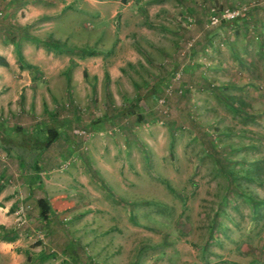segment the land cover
Returning <instances> with one entry per match:
<instances>
[{"label": "rangeland", "instance_id": "rangeland-1", "mask_svg": "<svg viewBox=\"0 0 264 264\" xmlns=\"http://www.w3.org/2000/svg\"><path fill=\"white\" fill-rule=\"evenodd\" d=\"M175 3L0 0L1 132L62 154L21 264H264V46Z\"/></svg>", "mask_w": 264, "mask_h": 264}, {"label": "crops", "instance_id": "crops-1", "mask_svg": "<svg viewBox=\"0 0 264 264\" xmlns=\"http://www.w3.org/2000/svg\"><path fill=\"white\" fill-rule=\"evenodd\" d=\"M138 1L140 4H149L159 3L164 0H149L148 2L146 0H124L125 4L123 6H127L130 11L133 10L135 12L138 9V6L134 3H138ZM173 1L176 2L175 5H180L181 9L191 13V15H187V13L184 12L186 18L197 20L202 17L204 19L211 6L217 5L219 7H224V5L229 1L231 2L236 0ZM92 15L96 21H104V16H100L99 13H92ZM113 15H116V11L113 12ZM129 16L131 18L136 17L130 14ZM111 19L112 17L110 15L108 20L111 21ZM243 19L244 18L240 19L237 24L232 26H230V24H226L219 29L229 26L226 27V29L231 33V35L234 30H231L230 28L244 31L241 34L242 38H245L248 34H250L253 36L252 39L258 43V46H264V18L261 13L257 9H254L244 20ZM131 23L137 22L134 21ZM206 39L207 41L210 40L209 36H207ZM259 52L258 56L260 54ZM6 53H8L7 50ZM0 58L3 59L2 56H0ZM0 69H2V66H0ZM254 76L260 77L257 74H254ZM67 106L68 105L66 104V107ZM26 111L30 113L31 109L27 108ZM42 112L48 116L51 115L49 112H46L45 109H43ZM13 115H19L18 109L14 110ZM48 121L42 122L44 123L43 125L48 123ZM2 124L3 123L0 120V128ZM8 131L11 135H5L0 129V264H21L24 261V257H26L25 254L21 252L18 256H16V254L11 250L15 247V245H22L24 242L29 243L28 240L23 241L22 239H19V237L21 234H29L32 224L36 225L39 221L40 223L46 225L48 222V219L45 222L41 220L39 216V209L36 205L37 200L44 199L46 201V199L43 196L35 197L34 194L41 189V185H43L44 189H48L49 191L52 189L54 183L51 180L48 181L47 178L49 177L48 174L52 175L51 172L54 169L47 166L46 163L53 166L62 154H55V152L51 150L54 141L48 147H44L41 141H37V143L33 146L28 144V140L24 142H15L13 138L15 135V129L10 128ZM61 143L63 142L59 141V144ZM30 152L34 156L32 160L34 163V166L32 165V172L27 171V168L25 167L23 169L21 168L23 161L24 165L27 167L25 162L30 160ZM13 166L15 167L13 168ZM83 181L86 180L84 179ZM19 215L20 217H18ZM21 218L23 219V224L20 226L24 225L27 230L26 232H24L25 229L19 230L21 234H18L16 230H18L20 226H17V220ZM13 235H16L14 239H12ZM38 255L40 256L42 254Z\"/></svg>", "mask_w": 264, "mask_h": 264}, {"label": "built area", "instance_id": "built-area-1", "mask_svg": "<svg viewBox=\"0 0 264 264\" xmlns=\"http://www.w3.org/2000/svg\"><path fill=\"white\" fill-rule=\"evenodd\" d=\"M256 4L254 2H251L247 5L244 4H237L232 7H223V8H217V7H210L206 13V19L204 21L205 28H209L208 30L212 28H218L222 23H230L234 21H238L246 16V14L249 12L250 9H252ZM186 26H191L194 21L191 18H185L184 19ZM192 49V44L188 43L185 47V49H182L180 52V55H184L185 51ZM177 74V78H178ZM158 103L161 104L162 100H158ZM80 135L83 133L82 131L77 132ZM20 212V211H19ZM20 217V215L18 216ZM23 224V219L17 220V226H20Z\"/></svg>", "mask_w": 264, "mask_h": 264}, {"label": "trees", "instance_id": "trees-1", "mask_svg": "<svg viewBox=\"0 0 264 264\" xmlns=\"http://www.w3.org/2000/svg\"><path fill=\"white\" fill-rule=\"evenodd\" d=\"M249 13H250V11L246 14L244 19L249 15ZM238 21H234V22H230V23H222L218 28H222L226 24H230V26H232L234 24H237ZM211 46H212L211 41H208L207 47L211 48ZM5 65L6 64L3 61V59L0 58V66L3 67ZM58 136H59L58 130H56L54 128L52 130H49V131L47 130L45 138L42 141L44 147H48L53 141H55L57 139ZM226 178L229 179V175H227ZM230 178L232 179V177H230ZM36 205H37V207L39 209V216H40L41 220L43 222L47 221L48 215H49V212H50V207L47 204V202L44 199H39V200L36 201Z\"/></svg>", "mask_w": 264, "mask_h": 264}]
</instances>
